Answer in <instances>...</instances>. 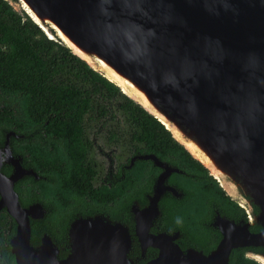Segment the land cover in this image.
I'll return each instance as SVG.
<instances>
[{
  "label": "water",
  "instance_id": "obj_1",
  "mask_svg": "<svg viewBox=\"0 0 264 264\" xmlns=\"http://www.w3.org/2000/svg\"><path fill=\"white\" fill-rule=\"evenodd\" d=\"M35 2L58 19L64 37L80 47L81 54L72 51L51 23L41 16L35 20L25 11L48 38H57L103 77L85 58L104 59L90 47H82L76 36L106 53L108 65L117 63L143 78L160 99L155 106L160 119L105 77L158 120L185 150L164 121L176 123L184 134L192 127L179 119L189 117L198 123L211 144L256 176L264 199V0H27L38 9ZM225 176L241 182L239 174ZM13 180L0 172L1 188H5L0 191V208L16 222L8 240L14 264H133L127 257V231L117 223L94 227L97 220L90 218L72 222L71 231L78 237L62 260L55 258L49 245H28L27 209L11 189ZM154 193L158 194V184ZM245 194L256 206L257 231L222 216L221 237L207 254L178 245H151L157 248L156 255L140 264H229L232 249L264 246V219H257L262 215L261 203ZM98 232L104 235L100 244L91 239ZM82 233L85 241L79 239ZM111 233L112 245H108L105 234Z\"/></svg>",
  "mask_w": 264,
  "mask_h": 264
},
{
  "label": "flooded vegetation",
  "instance_id": "obj_2",
  "mask_svg": "<svg viewBox=\"0 0 264 264\" xmlns=\"http://www.w3.org/2000/svg\"><path fill=\"white\" fill-rule=\"evenodd\" d=\"M93 102L89 113L75 119L76 154L64 152L59 128L63 115H52L57 117L54 122L47 113L18 115L13 104L10 128L0 124V172L14 177L11 189L27 209L28 245H49L55 258L62 260L78 237L71 231L72 222L90 218L97 220L94 227L117 223L124 228L129 238L127 257L140 264L156 255L157 248L151 245H178L207 254L221 237L222 216L246 224L252 232L259 229L256 206L237 181L222 175L227 185L223 187L198 160L204 171L172 147L159 141L149 145L142 133L133 137L128 116L114 100ZM50 153H61L55 164L49 161ZM65 158L72 163L70 171ZM209 176L228 197L230 210L222 209L221 198L208 196ZM193 182L201 187L199 195ZM4 189L0 184V191ZM1 210L14 224L7 238L14 264L8 240L16 222L4 207ZM102 236L98 232L91 239L100 244ZM86 237L79 234L81 241ZM105 237L112 245V233ZM243 254L264 261L261 250L247 248Z\"/></svg>",
  "mask_w": 264,
  "mask_h": 264
},
{
  "label": "trees",
  "instance_id": "obj_3",
  "mask_svg": "<svg viewBox=\"0 0 264 264\" xmlns=\"http://www.w3.org/2000/svg\"><path fill=\"white\" fill-rule=\"evenodd\" d=\"M105 97L114 100L115 107L128 116L133 137L142 133L149 145L159 141L161 146L172 147L177 155H183L193 167L204 171L200 163L170 136L158 120L121 93L113 82L91 69L57 38H48L23 9L18 12L7 0H0V124L4 129L11 126L9 118L14 114L13 104L17 106L18 115L47 113L50 122L57 120L52 115H63L62 125L58 126L64 152L70 150L76 154L75 119L90 112V107L96 104L94 98ZM49 156L50 163L55 164L61 153H50ZM62 160L70 171L71 161L66 158ZM200 188L199 184L193 182L197 195L200 194ZM207 194L209 197L221 198L222 209L230 210L227 207L230 202L228 197L210 176ZM13 228L11 218L1 210L0 264H12L7 238ZM247 248L264 252V246L238 247L231 250L228 263L259 264L244 256L243 252Z\"/></svg>",
  "mask_w": 264,
  "mask_h": 264
},
{
  "label": "bare ground",
  "instance_id": "obj_4",
  "mask_svg": "<svg viewBox=\"0 0 264 264\" xmlns=\"http://www.w3.org/2000/svg\"><path fill=\"white\" fill-rule=\"evenodd\" d=\"M19 2H22L20 4L22 8L35 20H38L39 16H41L44 18V20L51 23V25L54 26L55 30L57 31L56 34L59 35L70 46L72 51L76 54H81V48L77 47L70 39L64 37L60 28L61 24L59 23L58 19L50 15V13L40 3L35 2V5H37L38 7V9H36L34 8V6H30L27 3V0H20ZM76 37L84 43L82 44V47H90L104 59H99L98 61H94L93 59V61L91 62L90 59L85 58L91 66L99 70L109 80L115 82L127 95L134 98L146 109L152 111L160 119V116L155 110V106L157 105L156 99H158L159 101L160 99L152 90V88H150L149 85H147L142 80L143 78L141 79V77L136 75L135 73H133V75L128 73L117 63L110 62V64L108 65L107 61L110 60L108 59V55L106 53L98 48L95 49L91 47L93 43L88 39H83L78 36ZM127 78H129L131 81L127 80ZM161 103L165 106L166 109L167 106L165 105V103ZM179 120L189 126V128L191 125L192 128L188 130V132L186 131L184 134L176 125V123L169 124L168 122L164 121V124L170 131L171 135L177 141H179L192 156L197 158L203 165H205L209 173L216 179H218L219 183L223 187H227V185L223 182L221 178L222 175H225L226 173H234L238 176L239 174L241 177V182L239 183V185L241 186L243 192H248L253 197H255V200L258 199L259 203H261L262 215L258 216L257 219L262 221L264 219V199L261 196L262 188L260 187V185H258L259 181L256 176H254V174L249 169H245L240 166L237 160L230 153H227L224 149L211 144L209 142V138L205 136L206 133L199 129L198 123L191 120L189 117H187V119L181 118ZM191 135H195V137L193 138ZM252 257L264 264L263 259H261V261L256 258L255 255H252Z\"/></svg>",
  "mask_w": 264,
  "mask_h": 264
},
{
  "label": "rangeland",
  "instance_id": "obj_5",
  "mask_svg": "<svg viewBox=\"0 0 264 264\" xmlns=\"http://www.w3.org/2000/svg\"><path fill=\"white\" fill-rule=\"evenodd\" d=\"M9 1L11 3L12 8L15 9L16 11L20 12L23 9L18 1L16 0L15 1L9 0ZM23 11L25 10L23 9Z\"/></svg>",
  "mask_w": 264,
  "mask_h": 264
}]
</instances>
